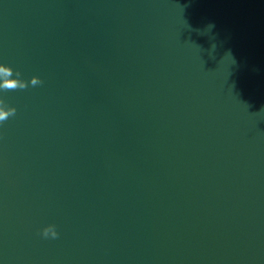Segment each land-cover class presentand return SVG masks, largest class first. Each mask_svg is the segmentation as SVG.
Masks as SVG:
<instances>
[{
  "label": "water",
  "instance_id": "water-1",
  "mask_svg": "<svg viewBox=\"0 0 264 264\" xmlns=\"http://www.w3.org/2000/svg\"><path fill=\"white\" fill-rule=\"evenodd\" d=\"M0 64V264H264V0H0Z\"/></svg>",
  "mask_w": 264,
  "mask_h": 264
},
{
  "label": "clouds",
  "instance_id": "clouds-1",
  "mask_svg": "<svg viewBox=\"0 0 264 264\" xmlns=\"http://www.w3.org/2000/svg\"><path fill=\"white\" fill-rule=\"evenodd\" d=\"M211 26V25H210ZM212 27V26H211ZM13 69L11 67L0 64V89L3 90H16V89H24L28 85L27 83L19 79L20 73L16 72L15 76L17 78H13ZM32 86H36L42 83V81L33 76L30 81ZM16 113V109L12 107L6 108L3 105V101H0V122L6 121L10 116H14ZM42 235L45 238L51 237L53 239L58 237V233L55 229L54 225H49L43 229Z\"/></svg>",
  "mask_w": 264,
  "mask_h": 264
}]
</instances>
